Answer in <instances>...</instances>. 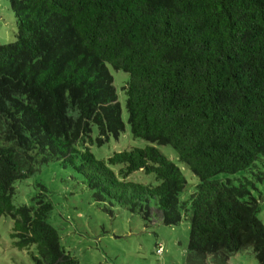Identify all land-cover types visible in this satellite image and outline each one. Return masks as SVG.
Here are the masks:
<instances>
[{"label":"trees","instance_id":"16d2710c","mask_svg":"<svg viewBox=\"0 0 264 264\" xmlns=\"http://www.w3.org/2000/svg\"><path fill=\"white\" fill-rule=\"evenodd\" d=\"M6 1L17 32L0 43V216L12 245H33L34 264H79L47 220L45 187L13 203L16 181L57 161L96 201L166 225L186 219L187 264H224L246 247L264 264L253 182L218 175L264 179V0ZM109 66L128 75L132 136L170 145L197 177L186 197L183 174L154 144L105 160L90 151L92 126L97 144L124 129ZM135 170L156 183L126 179Z\"/></svg>","mask_w":264,"mask_h":264},{"label":"rangeland","instance_id":"374dc122","mask_svg":"<svg viewBox=\"0 0 264 264\" xmlns=\"http://www.w3.org/2000/svg\"><path fill=\"white\" fill-rule=\"evenodd\" d=\"M17 32L13 12L6 0H0V43L11 42ZM113 84L120 105V117L124 129L115 137L97 144V131L92 126L87 143L93 156L105 160L114 151L130 147H142L150 143L147 140L132 136L127 123V112L124 107L122 85L127 73L109 66ZM160 152L175 163L185 179V187L181 192L187 196L197 182V177L179 161L173 148L168 144H154ZM121 164L109 165L116 172ZM258 172L259 168H254ZM219 176L238 178L246 176L253 182L249 185L251 194L258 200L257 218L264 224V179H257L247 169L233 174L220 173ZM126 179L154 184V176L142 170L131 172ZM237 182V180H235ZM45 190L47 199L52 204L47 220L55 227L59 235L60 245L75 256L79 264H187L188 221L182 219L177 224L166 225L157 215L151 213L148 219L140 214L129 211L125 206L114 201H96L92 191L83 178L70 167H63L57 161L41 164L28 177L14 183L15 193L13 203L30 204L31 197ZM153 207L152 204H150ZM11 220L0 216V264H34L28 250L34 251L31 245L28 249H19L12 245L9 236ZM205 264L213 263L206 258ZM224 264H258L251 247L239 249L229 254Z\"/></svg>","mask_w":264,"mask_h":264}]
</instances>
